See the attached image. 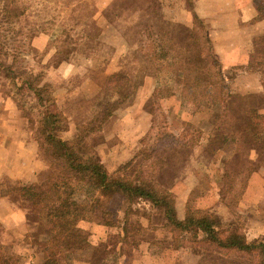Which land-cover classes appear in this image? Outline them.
I'll return each instance as SVG.
<instances>
[{
	"label": "trees",
	"instance_id": "1",
	"mask_svg": "<svg viewBox=\"0 0 264 264\" xmlns=\"http://www.w3.org/2000/svg\"><path fill=\"white\" fill-rule=\"evenodd\" d=\"M119 1L114 3L116 11L128 5V9L144 16L135 30L140 47L121 71L102 77V73L89 70L87 75L98 83L99 94L92 100L76 98L77 112L68 114L58 104L46 72L37 70L30 62V57L37 59L38 55L31 41L45 29L41 30L28 17L31 7L19 4L18 0H0V95L11 99L28 118L44 156V169L33 179L16 182L6 191L7 195L21 197L29 222L46 229L49 237L40 246L43 264H74V256L81 253L90 254L84 258L85 264H123L124 247L135 228L134 245L151 241L152 236L146 238L150 231L143 228L139 219L132 225V210H137L129 206L122 215L111 206L116 197L126 199L129 204H148L150 211H142L143 215L161 214L165 218L163 229L173 237L177 248L191 251L201 258L202 264L205 261L218 264L223 259L227 262L234 255L247 257L250 264H264V237L249 242L240 213L233 212L226 219L211 210L187 206L180 218L173 191L179 177L191 172L200 175L186 160L188 154L199 149L197 154L205 160L216 161L219 151L234 144L232 158L221 165L223 187L219 195L222 202L232 206L241 200L251 179L264 169V93L234 91L233 80L227 78L214 53L210 24L194 12V0H187L193 12V26L179 25L170 30H166V0H133L132 7L129 0ZM109 10L108 19L118 15ZM65 34L67 38L58 53L61 62H71L80 44L89 49L86 58L101 55L103 46L94 39L73 38L70 31ZM169 60L183 62L180 68L183 71L176 73L184 89L211 105L209 108L197 105L198 110L208 115V138L204 141L201 129L192 124L189 125L192 131L178 137L163 132L158 135L156 145L143 149L140 155L147 161L158 153L170 154L171 158L161 156L153 164V170L139 169L133 176L123 174L133 160L115 173L108 172L98 152L107 123L121 107L134 103L137 90L152 75L151 64ZM238 69L258 74L264 89V35L258 39L248 65L234 69L236 74ZM1 89L5 91L3 94ZM72 117L77 121V136L69 141L61 134ZM171 164L172 170L168 167ZM167 171L173 173L170 179H175L171 186H167L169 179H164ZM42 173L47 174L46 178L41 177ZM82 223L118 229L121 241L114 247L110 243L93 246L80 226Z\"/></svg>",
	"mask_w": 264,
	"mask_h": 264
},
{
	"label": "rangeland",
	"instance_id": "2",
	"mask_svg": "<svg viewBox=\"0 0 264 264\" xmlns=\"http://www.w3.org/2000/svg\"><path fill=\"white\" fill-rule=\"evenodd\" d=\"M129 1L130 7H132L133 5L131 2L133 0ZM18 2L19 4L31 7L28 12V17L33 18L41 30L45 29L31 41V46L38 51V55L37 59H32V57H30V62L36 66L37 70L46 72L47 81L53 87L54 96L58 104L61 108H65L68 114H75V112H77L78 105L75 104L76 98L80 97L81 99L92 100L99 94L100 87L98 83L92 76L87 75L89 70L98 71L100 74L102 73V77L103 74L121 71L126 67L127 63L132 59L134 53L140 47L141 43L135 30L137 24L142 21L144 16L142 12H135V10L128 9V5L126 9L118 8L116 11L115 7L117 2L120 3L119 0H18ZM182 3L190 7L187 0H182ZM167 4L172 7L174 4L173 0H166L165 7H169ZM111 7L112 9L109 10ZM108 10L111 13L117 12L118 15L108 19L106 17ZM33 11H36V14H34ZM164 14L165 17H167L166 11ZM74 24L76 25L74 26ZM78 24L80 25L78 26ZM105 25H109L110 27L105 28ZM170 26L172 25H168L166 30H170L171 28L175 29L176 27ZM72 29L74 30L73 32ZM68 31L72 33L73 38L83 36L87 37L89 40L94 39L96 42H99L103 46L100 51L101 55L99 57L86 58L87 55H89V49H84V46L80 44L75 55H72L71 62H66L65 60L61 62L58 53H60V45L67 38L65 32ZM122 48L125 56L120 57L119 52ZM61 57L65 56L62 55ZM156 64L157 65H155V63L151 64L150 71L152 75L149 78L155 90L152 97L144 104L146 113L151 117V131L139 141L138 147L131 158L120 165L121 167L133 160L132 165L123 171V174L128 176H133L139 169L153 170V164L161 156L163 158H171L170 154L158 153L154 159L147 161L144 156L140 155L143 149H150L154 144L156 145L158 142V135H161L163 132H170L178 137L181 134L187 133V131H192L189 129V125L192 124L201 129L204 141L209 136V124L207 123L208 115L205 114L203 110H198L197 105L200 103V106L204 108H209L211 105L205 100L200 101L201 99L193 97V95L184 89L183 81L181 77H179V74L176 73L178 71H183L180 70V68L183 67V62L179 60H169L166 62H157ZM225 74L229 80H232L237 75L234 71H227ZM141 88L142 87L136 92V100L134 98V103L132 102L124 108L121 107L107 123L102 135L103 142L98 147L99 153V148L102 145L111 146L110 148L119 146V150L122 151L125 149L123 147L122 136H119L118 132L120 131L121 133L122 131L123 119L126 118L125 115L139 106L138 91ZM234 91H237L236 88ZM4 92V89H1V93L3 94ZM4 98L6 97L4 96ZM184 113L186 119H181ZM20 116L25 119L27 127L32 130L33 125L29 122L28 118L24 117L22 112H20ZM34 130H36L35 127ZM32 132L35 139L34 131ZM76 136L77 121L72 117L69 120L67 130L61 134V137L65 140L74 141ZM167 141L168 139L164 140L161 144L164 145ZM234 150V144L226 145L217 153L216 161L205 160L197 154L200 153L199 149H196L192 154H188L186 160H190V163L194 165L195 170H197L200 175L197 176L196 173L191 172L186 176L187 178L179 177L178 183L174 186L173 191L175 192L178 186L179 188L180 186L182 187L180 188V193H182L180 195V201L183 203L185 202V207L190 206L197 209L211 210L226 219H229L233 212L240 213L244 223V234L247 240L251 242L264 237V205L263 207L257 206V203H254L251 198L247 199L246 192L235 206L222 202L219 195L223 187V169L221 165L232 158ZM137 154L138 156L136 158ZM38 157L42 161L44 160L43 153L40 151L39 146ZM104 161L105 159H103V162ZM199 163L201 166H199ZM168 167L170 170L173 169L172 164L168 165ZM46 171L47 169L43 172L46 173ZM259 172H263L262 175L258 174ZM259 172L256 175L261 177L264 185V169ZM170 173L171 171L165 173L166 178L164 179H169L167 186H171L175 182V179H170L173 174ZM168 174L170 175L168 176ZM46 175L47 174L42 173L41 177L44 178ZM14 185L15 184H11L9 187H3L2 195H7L6 188H12ZM10 196H16L20 199L21 207L26 215L21 197L17 195ZM111 206L122 213V215L129 206L137 210V212L132 210V225H134L138 219L142 223H146V217L153 214L151 218L149 217L150 220L153 221V224L161 225L165 221V218L158 213L149 212L147 215H143L145 213H142V211H150L149 205L146 203L129 204L126 199L116 197L112 200ZM27 223L28 224L22 225V227L12 231H5L0 227V264H43V255L40 251V246L43 245L49 236L45 232L46 229L40 226V224H34L28 220ZM136 230L135 228L133 234L136 233ZM85 231L88 234L90 243L92 240L96 241V235L93 234L92 238L91 231L87 229ZM164 231H161L159 234L163 235L165 239V236L169 233ZM132 235H130V239L127 241L128 244H125L123 251V261L126 263L134 259L133 249L137 245H134L137 241L132 240ZM146 236V238H151L150 236L153 238V235L149 232L146 233ZM139 237L140 235L137 238ZM120 241V237L116 233L110 235L106 241L98 245L92 243L91 245L104 246L110 243L114 247L117 246ZM174 244L177 246L175 242ZM180 252L181 253L178 254V259L181 263L202 264L201 258L191 253V251L180 250ZM89 256L90 254L86 255L85 253L74 256V264H76V261L77 264H85L84 258ZM234 256L229 257L227 262H225L223 259L224 257H222L223 261L219 260L217 263L250 264L249 260L246 259L247 257ZM206 262L207 261H205L204 264H206ZM208 264H210V261H208Z\"/></svg>",
	"mask_w": 264,
	"mask_h": 264
},
{
	"label": "crops",
	"instance_id": "3",
	"mask_svg": "<svg viewBox=\"0 0 264 264\" xmlns=\"http://www.w3.org/2000/svg\"><path fill=\"white\" fill-rule=\"evenodd\" d=\"M173 3L172 7L166 9L168 25L191 27L194 17L190 7L185 6L182 0H173ZM193 9L201 19L209 22L213 50L225 71L246 67L251 53L257 48L258 39L264 35V0H194ZM119 53L120 57L125 56L123 48ZM238 70L239 73L232 79L237 92L264 93L258 74ZM154 90L152 82L148 81L138 91L139 106L128 112L123 119L122 131H119L118 135L122 136L125 149L122 151L119 146H100L99 151L105 159L108 172H116L120 165L128 161L139 141L149 132L152 126L151 117L146 113L144 104L152 97ZM184 115L185 113L181 119H186ZM26 124L12 100L0 95V227L5 231H12L28 223L20 199L2 195L3 187L31 180L38 171L44 169V162L38 157V144ZM180 188L178 186L174 193L177 197L179 217L183 218L186 205L180 201ZM246 198H251L257 206L263 207L264 185L259 175L251 179ZM145 221L146 223L141 222L142 226L153 235L152 240L137 244L133 249L134 259L128 263L124 261L123 264H184L178 259L181 252L172 237L167 234L164 239V236L159 234L164 231L165 221L161 225L153 224L148 217ZM80 226L91 231L92 238L93 234L97 236L96 241H91L94 245L120 232L118 229L90 223H82Z\"/></svg>",
	"mask_w": 264,
	"mask_h": 264
}]
</instances>
